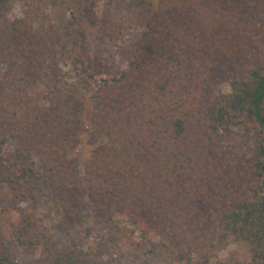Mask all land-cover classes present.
<instances>
[{
  "label": "trees",
  "instance_id": "1",
  "mask_svg": "<svg viewBox=\"0 0 264 264\" xmlns=\"http://www.w3.org/2000/svg\"><path fill=\"white\" fill-rule=\"evenodd\" d=\"M254 1L156 0L125 68L43 92L55 33L45 10L30 2L0 18V183L28 199L33 155L68 219L92 210L156 232L177 264H264V0ZM246 121L253 135L230 139ZM83 142L80 161L70 153ZM45 219L0 209V264H17L3 254L9 229L33 228L34 244ZM43 242L41 264H106ZM230 242L245 256L215 260Z\"/></svg>",
  "mask_w": 264,
  "mask_h": 264
},
{
  "label": "rangeland",
  "instance_id": "2",
  "mask_svg": "<svg viewBox=\"0 0 264 264\" xmlns=\"http://www.w3.org/2000/svg\"><path fill=\"white\" fill-rule=\"evenodd\" d=\"M30 2L43 7L44 22L55 31L51 41L50 69L37 86L40 92L68 82H84L95 87L108 76L109 66L125 68L156 4V0H2L0 18L22 15ZM260 10L264 15L263 8H256V11ZM3 69L4 65L0 63V94L5 90L1 83ZM255 130L254 124L246 121L245 126L228 131V137L233 139L244 134L250 138ZM85 142L70 153L80 161L88 157L90 147ZM17 154L14 142L9 141L7 159L18 165L21 156ZM28 162H31L25 182L28 199H14L11 190L0 183V209L11 210L22 223L28 212L41 213L46 218L48 230L32 244L28 239L35 232L33 228L12 226L4 241L5 256L17 264H41L40 258L46 252L42 246L37 247L48 241L46 243L57 249L58 254L68 250L87 254L106 264H177L173 254L162 247L161 237L156 232H143L126 222L119 227L113 226L107 223L106 215L92 210L77 219L66 218L61 214L58 202L40 181L36 157L32 155ZM245 254L244 244L230 242L219 247L215 260H232Z\"/></svg>",
  "mask_w": 264,
  "mask_h": 264
}]
</instances>
